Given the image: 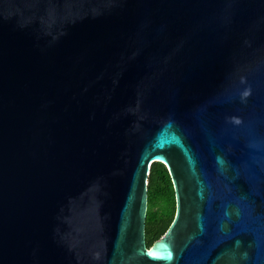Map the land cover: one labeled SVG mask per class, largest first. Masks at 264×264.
<instances>
[{
	"label": "water",
	"instance_id": "95a60500",
	"mask_svg": "<svg viewBox=\"0 0 264 264\" xmlns=\"http://www.w3.org/2000/svg\"><path fill=\"white\" fill-rule=\"evenodd\" d=\"M0 264H264V0H0Z\"/></svg>",
	"mask_w": 264,
	"mask_h": 264
},
{
	"label": "trees",
	"instance_id": "16d2710c",
	"mask_svg": "<svg viewBox=\"0 0 264 264\" xmlns=\"http://www.w3.org/2000/svg\"><path fill=\"white\" fill-rule=\"evenodd\" d=\"M177 211L174 184L167 166L153 162L149 173L146 241L152 245L165 234Z\"/></svg>",
	"mask_w": 264,
	"mask_h": 264
}]
</instances>
